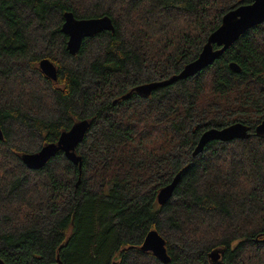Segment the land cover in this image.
Listing matches in <instances>:
<instances>
[{
    "label": "trees",
    "instance_id": "trees-1",
    "mask_svg": "<svg viewBox=\"0 0 264 264\" xmlns=\"http://www.w3.org/2000/svg\"><path fill=\"white\" fill-rule=\"evenodd\" d=\"M252 0H0V258L5 264H162L139 250L156 230L166 264H264V136L201 134L264 119V21L195 76L141 97L194 60L230 9ZM108 16L114 31L69 55L63 15ZM57 79L39 70L41 60ZM235 64L239 71H232ZM76 153L27 169L80 120ZM180 173L172 197L156 195Z\"/></svg>",
    "mask_w": 264,
    "mask_h": 264
},
{
    "label": "water",
    "instance_id": "water-1",
    "mask_svg": "<svg viewBox=\"0 0 264 264\" xmlns=\"http://www.w3.org/2000/svg\"><path fill=\"white\" fill-rule=\"evenodd\" d=\"M263 21L264 0H252L249 4L238 5L230 9L222 16L219 27L208 36L198 56L191 62L185 64L179 73L163 80L138 85L133 91L141 97H148L157 88L167 87L177 81L186 80L195 76L218 59L241 35L258 26ZM60 31L66 36L65 48L68 54L75 56L84 38H91L104 31L113 32L114 27L108 16L77 19L71 12H66L63 15V23ZM230 68L232 71H239L235 64H230ZM39 70L47 79L56 82L57 69L52 62L46 59L41 60L39 63ZM90 125V119H83L75 122L69 130L59 135L55 143L46 144L34 153H22L20 155L21 163L29 170H38L43 168L58 153H62L64 157L70 163L76 165L80 171L82 158L76 153V150L78 145L84 140ZM251 135L256 137L264 136V119L253 128L252 132L249 126L241 122H235L222 128H210L205 130L194 147L192 156L195 157L200 154L205 145L209 142L245 140L250 138ZM2 138L3 136L0 129V140ZM179 176L180 173L175 175L167 185L159 189L156 195V202L159 206H163L170 200L179 180ZM139 250L141 252L151 253L162 264H166L170 261L166 252L165 241L156 230H150L146 234ZM222 253L223 251L221 249L211 251L208 254L210 262L216 264ZM0 264H5L1 258ZM55 264H63L58 255L56 256Z\"/></svg>",
    "mask_w": 264,
    "mask_h": 264
},
{
    "label": "rangeland",
    "instance_id": "rangeland-1",
    "mask_svg": "<svg viewBox=\"0 0 264 264\" xmlns=\"http://www.w3.org/2000/svg\"><path fill=\"white\" fill-rule=\"evenodd\" d=\"M159 206V205H158Z\"/></svg>",
    "mask_w": 264,
    "mask_h": 264
}]
</instances>
